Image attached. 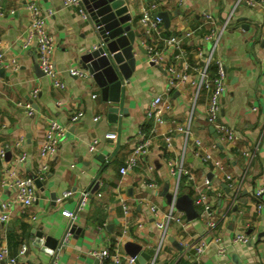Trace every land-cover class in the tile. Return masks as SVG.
Instances as JSON below:
<instances>
[{
	"label": "crops",
	"instance_id": "1",
	"mask_svg": "<svg viewBox=\"0 0 264 264\" xmlns=\"http://www.w3.org/2000/svg\"><path fill=\"white\" fill-rule=\"evenodd\" d=\"M36 1L47 15L55 38L54 63L65 87L55 86L49 76L36 71V44L24 46L30 24L24 1H0L5 11L0 16L5 53L0 69V148L6 149L5 156H0V207L6 200L12 202L10 219L0 222V244L7 246L9 255L17 257V264H99L92 250L108 246L112 252H127L125 244L133 241L151 254V260L162 235L156 220L168 209L177 188L178 196L193 198L200 213L188 219L184 212L182 221L171 223L155 264H264V192L260 198L255 196L256 189L264 184V6L237 0H127L134 12L132 28L137 35L133 52L137 63L123 83L121 101L113 103L120 107L118 121L113 122L108 111L112 104L103 99L94 79L68 72L71 66L82 67L81 55L95 46L99 37L90 14L84 18L63 0ZM162 11L170 17L168 25L164 19L157 25L143 21L145 13L155 17ZM203 11L212 18L205 19ZM232 12L216 55L227 70L220 122L233 128L236 138L223 139L216 126L207 121L209 92L203 90L192 120V135L186 142L175 129L188 121L195 87L189 81L169 86L168 72L149 60L148 48L159 49L167 66L194 75L193 67L204 62L196 48L207 49L205 35L224 24ZM188 30H193L190 36L185 35ZM173 35L182 41L185 54L180 58H175V50L166 43ZM34 89H38L36 95ZM157 94H163L171 105L163 118L148 115ZM23 103L32 104V115ZM79 110H83V116L72 121L71 116ZM95 116L100 117L95 120ZM52 119L66 128V134L57 153L45 159L40 148ZM108 132H115L116 137L107 138ZM170 132L172 141L168 144L166 136ZM93 138L100 142L91 152ZM143 138L150 139L145 159L121 173L120 167ZM197 149L211 154V159L204 161L196 156ZM23 152H27L26 161L19 159ZM183 152L184 166L192 175L182 174L178 183L171 169H177ZM45 162L49 168L42 179L38 178V199L30 206L16 201L17 188L4 180L38 173ZM7 168L15 175L3 174ZM149 181L154 185L149 186ZM66 190L73 194L58 202L57 197ZM83 191H89L91 197L73 225L61 210L76 209ZM201 192L206 193L210 210L204 203H196ZM152 204L158 207L157 213L151 210ZM208 221L215 225L209 227ZM74 227H79V232ZM208 228H213L212 232ZM69 229L72 234L58 257V245L51 254L33 243L37 230L57 238L59 243ZM241 233L248 235L247 242L234 241ZM215 235L221 237L226 254L218 252L219 244L214 241L201 254L187 246L199 238L210 241ZM23 244L27 251L21 255ZM0 264L9 263L0 259ZM105 264H111V260Z\"/></svg>",
	"mask_w": 264,
	"mask_h": 264
},
{
	"label": "built area",
	"instance_id": "2",
	"mask_svg": "<svg viewBox=\"0 0 264 264\" xmlns=\"http://www.w3.org/2000/svg\"><path fill=\"white\" fill-rule=\"evenodd\" d=\"M23 1L26 10L29 13V18H30V24L27 31L26 39L24 41V46L29 47L33 43L36 44L37 63L39 64V67L42 69L44 74H46L53 80L55 86L63 88L65 87V82L60 78L59 71L54 63L53 55L55 52L56 43H55V38L51 33V31L49 30L47 24V15L44 13V10L41 8L40 4L36 0H23ZM242 1H245L252 6L258 4L264 6V0H237V3ZM63 2L64 5L76 7L84 18L89 17V13L84 7L82 0H63ZM15 11L16 10L14 9L11 10V12L14 13ZM4 14L5 11L3 10L0 4V16ZM232 14L233 12L229 15L227 21L224 24H222L218 28L211 29L205 35L206 41L209 42V47L207 49H204L201 46L196 48L197 54L200 57L203 56L204 62L199 67L198 66L193 67L196 69V74L194 75H190L184 71H178L173 66H169V65L167 66V64L165 63L164 56L159 49H156L153 46H149L148 48L149 60L151 62L163 66V68L168 72L169 86H174L182 81H189L195 87L194 94L191 98L190 114L188 121L184 124L177 126L175 129L176 132H180L184 136L186 142L189 141L192 135V120L196 105L203 90L209 92L207 121L210 124L216 126L218 132H220L223 139L232 140L236 138L234 129L220 122L221 111H222L221 98L227 89V70L223 59L216 55V50L218 48V45L220 44L223 33L226 30V27L228 26V22L232 17ZM203 16L205 19L212 18V15L207 11H203ZM143 21L151 22L152 25H157L163 22V17L158 14L155 17H152L151 14L145 13L143 16ZM192 32L193 30H188L185 32V35L190 36ZM166 43L168 44V46H171L175 50V54H174L175 58H180L185 54L182 47V41L179 36L173 35L167 38ZM4 57H5V53L2 48V39L0 36V69L4 62ZM186 65L187 67L190 66L188 62H186ZM213 65H215L214 71L212 70ZM68 72L72 76L91 77L90 73L85 68L80 66H75V65L71 66L68 68ZM37 92L38 89H34L33 95H36ZM22 105L26 107L29 114L32 115L34 113V108L31 103H27V104L23 103ZM170 106H171L170 103L164 98L163 94H157L154 96L151 102L148 115L157 118H163L165 110L170 109ZM254 109H256V107ZM83 114H84L83 110H79L71 116V120L76 122L83 116ZM99 117L100 116H95L94 119L97 120L99 119ZM65 134H66V128L63 125L58 123L55 119L50 120L47 126L45 140L40 148L41 157L46 159L54 156L59 149L61 138ZM106 137L115 138L116 133L108 132L106 133ZM166 139L168 141V144H170L172 141V132H170L166 136ZM99 142L100 140L98 138H93L89 143V150L91 152L95 151ZM195 143L197 145H200L201 141L199 139H196ZM149 145H150L149 138L148 139L143 138L141 141H139L134 146L133 155L130 158H128L125 161V163L120 167L121 173L123 174L126 173L129 169L137 166L140 160L145 159L146 155L149 152ZM5 154H6V149L4 147L0 148V156H5ZM195 155L202 158V160L204 161H207L212 157L211 154L209 153L202 154L199 149L195 150ZM19 159L21 161H26L27 152H23L20 155ZM184 159H185V154L183 152L182 158L180 162H178L177 164L178 166L177 169H175L174 166L171 169L174 174H177L178 183L180 181V177L182 176V174L189 176L192 175V172L184 166ZM216 163L219 164V161H216ZM48 168H49V164L45 162L39 168L38 173H34L32 175H27L22 177L15 176L14 180L12 181L4 180V182L10 183L11 185L17 188L16 201H20L25 206H30L39 197V187L37 185L36 179L38 178L42 179L44 177V173L48 170ZM149 168H152V166L149 165ZM3 174L15 175V172L7 168L4 170ZM205 183L209 185L210 179L206 178ZM147 184L149 186L154 185V183L150 181ZM263 192H264V184H262L256 189L255 196L257 198H260ZM72 194H73L72 190H66L57 197V200L58 202L62 203L64 202V199L71 196ZM98 195H100V192ZM90 197L91 194L89 191H83L78 198L76 209L63 207L61 210L62 214L71 218L74 225V222L78 217L79 212L84 211L85 208L87 207ZM177 197H178V189L176 188L168 209L163 213V216L160 219L156 220V225L162 231L157 252L161 248L163 242L168 238V231L171 223L175 220L182 221L184 219V215H185L184 211H180L176 208ZM196 203L197 204L204 203L205 209L210 210L209 204H207V195L205 192H201L200 197L196 200ZM11 208H12L11 201L6 200L1 204L0 207L1 223H6L10 219ZM150 208L154 213L158 212V207L155 204H152ZM33 217L35 218V216ZM208 224L209 227H212L215 225V222L208 221ZM208 229L210 232H212L213 228H208ZM71 234L72 231L69 229L67 231V234L59 241L57 248V257L63 246L66 245V243L68 242ZM248 240L249 237L245 233L237 234L234 237V241L237 242H247ZM211 241H214L217 244H219L218 252L220 254H226V248L221 243V237L218 235L213 236V238L210 241L204 238L196 239L194 241L189 242L187 246L189 248H192L194 251H196L197 254H201L207 249ZM26 251H27V245L23 244L19 253L23 255L25 254ZM157 252L152 257V259L149 260L147 264H155ZM91 255L98 258L99 264H105L108 259L111 260V264H142L139 261L137 255L136 256L130 255L127 252H124L123 250L121 251L120 249H116L114 252H112L108 246L92 250ZM0 259L6 260L9 264H17L18 262L16 256L9 255L8 248L4 244H0Z\"/></svg>",
	"mask_w": 264,
	"mask_h": 264
},
{
	"label": "water",
	"instance_id": "3",
	"mask_svg": "<svg viewBox=\"0 0 264 264\" xmlns=\"http://www.w3.org/2000/svg\"><path fill=\"white\" fill-rule=\"evenodd\" d=\"M83 3L95 23L99 37L95 46L81 55L80 63L101 88L103 99L112 104L108 107L110 121L117 122L120 107L113 103L121 101L123 83L129 79L137 63L133 52L137 35L132 28L134 12L127 0H83ZM159 14L168 25V13L162 11ZM35 68L37 72L44 73L38 63ZM122 111L125 112L126 108ZM211 129L215 130L214 126ZM36 182L40 185L38 179ZM97 185L98 183L93 187L92 193ZM168 199L171 200V195H168ZM176 208L184 211L188 219H194L200 213L193 198L187 194L177 197ZM79 230V227L76 228L77 232ZM33 243L52 254L58 245V239L37 230ZM175 243L178 244L177 241ZM179 246L183 247L182 244ZM125 249L128 254L137 255L141 263H146L151 258V254L142 250L139 243L128 241Z\"/></svg>",
	"mask_w": 264,
	"mask_h": 264
},
{
	"label": "trees",
	"instance_id": "4",
	"mask_svg": "<svg viewBox=\"0 0 264 264\" xmlns=\"http://www.w3.org/2000/svg\"><path fill=\"white\" fill-rule=\"evenodd\" d=\"M214 69H215V65L212 66V70H214Z\"/></svg>",
	"mask_w": 264,
	"mask_h": 264
}]
</instances>
